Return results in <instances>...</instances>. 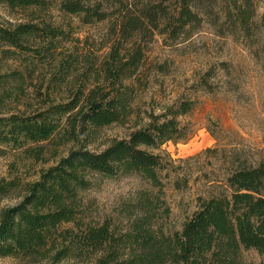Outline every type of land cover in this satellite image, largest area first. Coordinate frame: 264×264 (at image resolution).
Masks as SVG:
<instances>
[{
    "label": "trees",
    "instance_id": "1",
    "mask_svg": "<svg viewBox=\"0 0 264 264\" xmlns=\"http://www.w3.org/2000/svg\"><path fill=\"white\" fill-rule=\"evenodd\" d=\"M217 0H0L27 22L0 23V51L6 59L22 58L27 67L47 62L56 87L69 88L64 102L48 103L32 114L0 109V156L8 147L28 159L48 162L45 143L56 150L75 145L68 155L42 169L23 186L0 180V202L16 191L22 201L0 213V258L48 260V264H255L242 251L264 255V159H235L218 193L198 197L197 210L180 231L166 232L160 222L170 215L165 200L169 171L159 151L167 142L186 141L190 126L180 119L195 110L192 97L175 100L161 115H149L147 125L128 139H117L100 152L89 150L100 131L128 123L135 113L137 87L142 86L151 46L160 38L170 46L190 38L213 11ZM225 19L236 18L249 30L264 0H218ZM78 17L85 25L106 24L108 30L93 51L60 54L69 34L54 22L53 13ZM264 31V13L260 18ZM264 40V38H263ZM103 55H97L102 49ZM162 70V67H157ZM211 75V72H207ZM205 76L199 83L208 86ZM19 83L25 78L18 75ZM5 80L0 77V86ZM212 151L207 149L206 152ZM138 175L152 190L138 193L127 229L82 220L81 193L92 177ZM176 190L189 188V177L172 179ZM73 227H69V226ZM72 260L73 263H64Z\"/></svg>",
    "mask_w": 264,
    "mask_h": 264
},
{
    "label": "rangeland",
    "instance_id": "2",
    "mask_svg": "<svg viewBox=\"0 0 264 264\" xmlns=\"http://www.w3.org/2000/svg\"><path fill=\"white\" fill-rule=\"evenodd\" d=\"M157 1V0H155ZM257 16L249 30L238 26L235 17L226 20L215 2L209 14H202V23L190 38L170 46L163 38L151 46L142 86L135 90V113L128 123L115 124L100 131L88 148L100 152L117 139H128L130 134L147 125L149 115H161L178 98L192 97L195 110L180 120L190 126L186 141L167 142L159 151L169 171L165 179V200L170 215L160 224L165 231L175 232L197 210L198 197L218 193L215 182L223 180L235 159L247 163L264 159V31L260 18L264 3H257ZM55 24L69 34V42L60 45V54L67 57L72 51L87 52L105 44L106 24L85 25L80 18L53 13ZM26 14L13 15L0 6V23L27 22ZM103 44V45H104ZM102 49L97 55H103ZM22 58L6 59L0 51V109L3 113L32 114L48 103L64 102L69 88L56 87L51 78L56 70L47 62L29 68ZM157 67H162L158 70ZM211 75H207V72ZM25 78L19 83L18 75ZM205 76L208 86L201 88L199 81ZM48 162H36L24 156L21 150L8 147L0 156V180L16 179L23 186L39 179L42 169L54 165L75 147L73 143L58 148L44 144ZM207 149L212 151L206 152ZM180 175L189 177L187 189L176 190L172 179ZM92 186L81 193L82 220L86 224L109 222L117 231L127 229L135 213L133 204L142 190L151 186L138 175L106 178L94 176ZM23 193L18 190L0 202V213L19 204ZM69 227H73L72 225ZM246 263L264 264V255L254 249L243 250ZM72 260L64 263H73ZM48 260L26 258H0V264H48Z\"/></svg>",
    "mask_w": 264,
    "mask_h": 264
}]
</instances>
